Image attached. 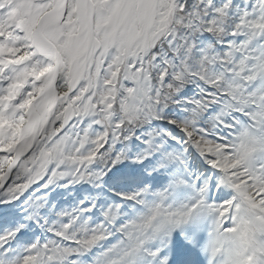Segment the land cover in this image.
<instances>
[{"label":"snow or ice","instance_id":"snow-or-ice-1","mask_svg":"<svg viewBox=\"0 0 264 264\" xmlns=\"http://www.w3.org/2000/svg\"><path fill=\"white\" fill-rule=\"evenodd\" d=\"M0 264H264V0H0Z\"/></svg>","mask_w":264,"mask_h":264}]
</instances>
